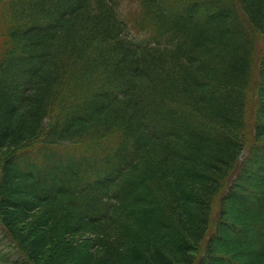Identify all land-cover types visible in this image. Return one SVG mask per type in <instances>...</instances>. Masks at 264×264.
Segmentation results:
<instances>
[{
  "label": "trees",
  "instance_id": "obj_1",
  "mask_svg": "<svg viewBox=\"0 0 264 264\" xmlns=\"http://www.w3.org/2000/svg\"><path fill=\"white\" fill-rule=\"evenodd\" d=\"M3 1L0 225L26 262L264 264V0H140L136 23Z\"/></svg>",
  "mask_w": 264,
  "mask_h": 264
},
{
  "label": "rangeland",
  "instance_id": "obj_2",
  "mask_svg": "<svg viewBox=\"0 0 264 264\" xmlns=\"http://www.w3.org/2000/svg\"><path fill=\"white\" fill-rule=\"evenodd\" d=\"M8 1V0H7ZM119 7L118 10L124 16L132 20L131 22L136 23V21L139 18V6H140V0H118ZM5 7L6 2L3 0H0V54L3 51L4 48V41H5V34H6V16H5ZM131 28L134 30L135 35H138L137 37H142L143 34H139L140 32L138 29L133 28V24H130ZM256 43H258L259 46L264 45V36H257L256 37ZM256 113V96L255 98L251 97L250 100V106H249V113H248V123H251L253 116ZM247 132L249 135V144L251 143V133H250V127L248 124ZM250 133V134H249ZM58 156L61 157H68L72 156L73 154L76 155L74 150H57ZM29 159V158H28ZM31 159V158H30ZM58 157H56V160ZM0 264H28L24 258V255L20 252V250L17 248L15 243L11 240V238L6 233L5 229L0 225Z\"/></svg>",
  "mask_w": 264,
  "mask_h": 264
}]
</instances>
